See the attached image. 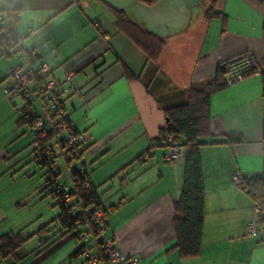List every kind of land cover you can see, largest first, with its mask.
<instances>
[{
    "label": "crops",
    "instance_id": "crops-1",
    "mask_svg": "<svg viewBox=\"0 0 264 264\" xmlns=\"http://www.w3.org/2000/svg\"><path fill=\"white\" fill-rule=\"evenodd\" d=\"M5 1L20 10L15 29L21 49L17 55H5L0 48V90L8 69L24 64L25 52L35 53L39 64H47L63 87L64 73H71L77 92L61 99L65 115L81 137V156L69 168L63 159L61 163L67 175L72 168L85 170L97 187L106 211V236L125 255L121 264H130L133 257L138 264H264L262 230L253 237L245 227L253 218V201L232 184L233 172L251 178L264 167L260 75H248L210 95L208 143L199 148L204 207L196 257L179 259L176 251H169L175 244L173 202L182 186L183 159L168 163L165 142L159 139L165 125L162 108L184 102L190 85L211 82L220 64L245 53L264 60V3L214 0V14H206L210 0H157L150 5L137 0L77 4L73 0H0V7ZM111 10L124 13L130 22L165 41L155 65L117 31ZM8 21L4 18L2 24ZM98 26L105 36L99 34ZM123 66L132 79L126 78ZM20 99L17 109L16 102L7 101L0 92V202L16 176L27 181L20 194L34 192L30 199L32 192L25 193L20 199L24 203L18 205L41 197L42 178L31 183L37 167L44 182L47 177L46 168L32 160L29 127L18 125ZM34 100L32 106L36 111L40 106L37 114L44 119L42 104L35 106ZM227 137L238 140L227 142ZM29 147V154L9 165ZM51 147L58 155L53 140ZM25 156L29 160L22 166L19 162ZM6 218L0 215V226ZM47 223L22 231L27 240L17 250V264L24 260V264H62L65 258L82 256L91 264L89 256L97 258L93 241L79 244L72 232L62 236L49 230L51 225L43 230ZM15 231L0 228V235ZM83 245L89 256L77 253ZM12 262L8 258L0 264Z\"/></svg>",
    "mask_w": 264,
    "mask_h": 264
},
{
    "label": "trees",
    "instance_id": "trees-1",
    "mask_svg": "<svg viewBox=\"0 0 264 264\" xmlns=\"http://www.w3.org/2000/svg\"><path fill=\"white\" fill-rule=\"evenodd\" d=\"M73 1L77 4L83 0ZM137 1L150 5L157 0ZM255 1L264 3V0ZM213 5L214 0H210V6L206 14H214L212 12ZM19 11V8L12 6L8 1H5L3 6L0 7V48L5 55H9L10 53L17 55L21 49L18 45L21 42V37L15 29ZM111 13L117 31L123 33L145 54L146 61L155 65L165 41L130 22L124 13L117 10H111ZM4 18L9 20V23L6 25L7 27L2 24ZM97 30L101 36H105V33L100 31L99 26ZM242 56L230 62L236 61ZM22 57L25 61L24 64L14 65L23 67L28 74V81L20 89L18 95H16L20 96L23 101L21 115L17 122L20 126L25 125L29 127L31 131L30 137L33 146L32 160L46 168L47 177L44 182L45 188L50 189L48 195L55 200L54 205L57 207V214L42 229L47 230L51 225L49 230L55 233H62L63 235L72 232L77 240H80V236L85 234L87 239L83 242L90 239L97 247V260L103 262V264L110 263L108 258L103 255L101 245L104 239H110L112 244L113 240L106 236V211L97 193V187L91 183L89 175L85 170L77 168L68 170L70 180V186L68 188L65 184H58L57 178L59 172L56 168L58 164L54 167L49 162L51 156H56L51 147L52 140L54 144L58 145V155L63 159L67 168H69L72 160L78 159L81 156V150L78 148L81 137L65 115L61 99V95H70L63 91L66 87L73 86L76 90L75 93L77 92V88L72 84L71 80L70 82H66L64 75L63 82L66 85L64 87L63 85L61 86L52 76L51 68L47 64H39V57L35 53L25 52ZM37 64L39 65L35 67ZM257 64L260 68L259 75L261 78L262 96H264V60L258 61ZM43 65L48 66L49 71H43ZM123 67L126 78L132 79L133 76L130 71L125 66ZM255 72L254 70H249L243 73V78L255 74ZM223 74L224 72H221L220 68H217L211 82L190 85L186 89V100L184 102L162 108L165 125L159 130V139H162L166 146L164 135L166 132L172 133L175 137L181 139L184 147V154L181 158L183 159L182 186L179 197L173 202L172 227L175 234V244L169 249V251H176L179 259L196 257L200 253L204 183L199 148L201 145L208 143V106L210 95L227 86L223 80ZM50 78L55 80L56 85L52 88H47V81ZM145 90L148 92L146 86ZM51 96L55 98L54 107L48 104V98ZM35 98L41 100V106L46 113L41 128L37 130L32 129L34 122L40 118L36 109L32 106V101ZM59 111H62V114H59ZM62 125L66 126L65 130L61 129ZM59 130L63 131L64 136H58ZM41 133L45 134L44 138H41ZM69 137H77L76 142L71 145L68 144L67 140ZM236 140H238L237 137H227V142ZM262 143H264V126H262ZM237 187L241 188L250 196L253 204L264 203V167H262V173L259 176L241 178V183ZM65 195L69 196V202L64 200ZM97 210H101L104 214L100 224H95L89 220L90 215ZM99 227L104 229V233L98 232ZM259 229L262 230V240H264V221L259 223ZM22 231L21 229L0 235L1 262L10 258L13 261L12 264H17L19 261L17 250L27 240V236L22 235ZM82 251H86L89 256V250L84 245L77 250V253H81ZM89 258L87 262L90 261Z\"/></svg>",
    "mask_w": 264,
    "mask_h": 264
},
{
    "label": "built area",
    "instance_id": "built-area-1",
    "mask_svg": "<svg viewBox=\"0 0 264 264\" xmlns=\"http://www.w3.org/2000/svg\"><path fill=\"white\" fill-rule=\"evenodd\" d=\"M21 46V42L18 44ZM257 60L253 57L251 53H245L241 58H239L236 61L229 62L225 65L224 74H223V80L226 83V85H232L240 80L243 79V73L247 71L254 70L256 71L255 74H259L260 68L258 67ZM43 71H49L48 66L43 65ZM64 79L66 82H70L71 80V73L65 72L64 73ZM28 81V74L25 72L22 66L19 65H12L6 74V77L2 80L1 86H2V92L4 96L8 99H12L14 96L18 95L20 89L27 84ZM56 85V82L54 79L50 78L47 81V88H52ZM65 93L74 94L75 88L73 86L66 87L63 90ZM48 104L51 107H54L55 105V98L53 96L48 98ZM33 113V112H32ZM59 114H62V111L58 112ZM48 119V118H47ZM43 119L38 118L32 127L33 130L40 129L43 124ZM66 126L62 125L61 129L65 130ZM41 138L45 137L44 133L40 134ZM165 141H166V154H165V160L168 163H174L177 160L181 159L184 154V147L183 143L180 138L175 137L172 133L166 132L164 135ZM77 137H69L67 142L68 144H73L76 142ZM49 162L51 166L57 165V159L53 156L49 158ZM241 183V177L238 174V172L232 173V184L234 186H238ZM62 189V188H61ZM64 200L66 202L70 201L69 196L65 195ZM252 212H253V218L250 219L246 223V232L249 236H256L259 231V223L261 221H264V203H254L252 206ZM103 212L101 210H97L94 213H92L89 217V220L91 222H94L95 224H100V222L103 219ZM99 233H104V229L102 227H99L98 229ZM80 239L85 241L87 239V236L85 234L80 236ZM101 250L103 252V255L108 258V261L111 264H121L125 261V255L121 253V251L118 248H115L112 244V241L110 239H104L101 245ZM84 254L88 256V253L84 251ZM90 263L91 264H97L98 260L96 257H90ZM130 264H138V260L136 257H133L129 260Z\"/></svg>",
    "mask_w": 264,
    "mask_h": 264
},
{
    "label": "rangeland",
    "instance_id": "rangeland-1",
    "mask_svg": "<svg viewBox=\"0 0 264 264\" xmlns=\"http://www.w3.org/2000/svg\"><path fill=\"white\" fill-rule=\"evenodd\" d=\"M21 61V59H20ZM1 92V90H0ZM3 95V94H2ZM3 97L8 101V100H13V102H16V107L17 109H19L20 107V103H21V99L18 96H14L12 99H8L6 98L4 95ZM36 101V102H35ZM34 105H38L41 104V100H37L35 98L34 100ZM42 107V106H41ZM43 108V107H42ZM41 110L40 106H37V111ZM58 136L62 137L64 136L63 131L59 130L58 132ZM31 138V137H30ZM30 151V147L23 152L22 154H20L17 157H13L10 161H9V165L13 163V161L18 157H22L26 154H29ZM59 154V153H58ZM20 157V158H21ZM19 158V159H20ZM56 159H58L57 161H59V164L57 165V169L60 170V175L58 176L57 181L65 184L66 187L68 188L70 186V181H69V177L63 167L62 162V158L59 155L55 156ZM29 160V157L23 158L21 162V165H25ZM73 162V161H72ZM71 162V163H72ZM41 169L39 167L36 168V173L35 176H33L31 183L33 184L34 182L38 183V180L42 178V180L39 182L42 185H44V177L42 175V171H40ZM16 179L13 181V183H11L6 189V197L4 199V201L0 202V215H2L3 217H7L4 221V223L0 226V228H8L11 229L13 231L17 230V229H21L23 231H32L34 229H37L38 227L41 226V224L43 225L44 223H47V221L51 220L53 218V216L57 213V207L54 205L55 200L52 199L49 195H47L46 192H48L50 189H44L41 192V197H37L35 200L31 199L29 200L32 195H34V192H32L33 189L31 190H27L25 192L21 190H23V184L25 182H27L24 178L25 177H21L19 179V176L15 177ZM20 192V193H19ZM29 199L26 200L25 204H21L18 205L17 203H24L21 202L20 199L25 198L26 194L25 193H31ZM102 193V191H100ZM35 218H37L35 220ZM25 224V226H24ZM65 235V234H64ZM62 235V236H64ZM88 244V241L83 242V240H79V244ZM90 243V242H89ZM82 256V255H81ZM83 257V256H82ZM79 257V258H65L62 260V264H80L81 262H83V264H86L84 261V257ZM25 260L21 263L24 264Z\"/></svg>",
    "mask_w": 264,
    "mask_h": 264
},
{
    "label": "water",
    "instance_id": "water-1",
    "mask_svg": "<svg viewBox=\"0 0 264 264\" xmlns=\"http://www.w3.org/2000/svg\"><path fill=\"white\" fill-rule=\"evenodd\" d=\"M219 68H220L221 72H224L225 63L220 64Z\"/></svg>",
    "mask_w": 264,
    "mask_h": 264
}]
</instances>
